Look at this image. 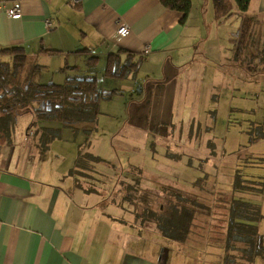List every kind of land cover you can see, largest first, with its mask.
<instances>
[{"label": "crops", "instance_id": "obj_1", "mask_svg": "<svg viewBox=\"0 0 264 264\" xmlns=\"http://www.w3.org/2000/svg\"><path fill=\"white\" fill-rule=\"evenodd\" d=\"M229 2L234 14L223 21L234 19L239 25L240 13H237L234 1ZM20 3L22 15L19 19L0 14V49L13 47L22 50L29 64H38L39 70L54 68L51 78L56 75L63 78V82L79 75L97 78L98 73L93 75L90 66L99 62L102 69L107 55L119 49L143 54L135 74L142 70L143 79L160 80L157 82L166 76L176 80L181 78V82L189 81L187 86L191 89L193 85L198 90V111L209 117V100L217 89L212 80L214 69L210 67L211 56H216V50L209 45L205 49L206 40L202 45L200 43V25H193L191 21L193 3L189 18L183 24L180 22L181 12L165 8L159 0H83L76 6L67 0H20ZM206 8L201 9L204 21L206 10V15L216 21L211 0ZM246 14L264 20V0H251ZM120 22L128 26L129 34L115 41ZM221 27H216L218 34ZM230 48L229 43L223 63L237 65L231 59ZM90 57H96V60L89 61ZM202 65L205 66L203 71L209 67L203 77L200 76ZM135 74L126 78L115 77L112 87L104 86L100 91L117 90L119 93L114 95L130 91L131 99L126 106L129 113L132 101L140 103L148 97L145 85L140 86L131 80ZM159 90L158 97L162 87ZM186 105L194 106L192 100ZM144 106L134 110V114L161 111L159 101L153 105L150 103V108ZM132 115L127 117L128 120L123 119L122 126L126 127L124 130L128 135L136 136L132 142L140 145V153L151 155L149 146L154 143L150 141L146 124ZM191 117L190 128L186 127L184 131L187 141L176 152L179 156L173 157L182 165L183 174L188 176L196 173L185 166L190 153L184 150V146L200 139L209 142L211 137L210 130L200 133V119ZM209 123L210 119H205V127L210 129ZM195 128L197 130L193 132ZM177 135V142H180V133ZM30 136L32 140L29 141H19L14 136L9 143L0 139V264H163L161 254L165 252L164 264H177L174 260L169 262L172 254L177 255L179 264H194L193 259L199 252L204 258L206 254L212 256L205 258L207 264H215L214 256L208 252L211 248L215 253V244L209 243V234L202 252L197 244H193L199 239L195 233H191L183 245L170 244L151 222L136 221L131 209L109 196L113 184L104 186L100 182L90 190L79 187L72 174L74 165L70 161L63 163L58 153L49 154L50 149L40 150L34 132ZM169 151L167 153L176 154ZM146 158L154 159L149 155ZM136 165L129 163L123 169ZM144 176L154 180L153 177L163 179L176 175ZM187 184L182 182L183 187H178L195 190ZM257 226L264 244V220H260ZM253 264H264V260L257 257Z\"/></svg>", "mask_w": 264, "mask_h": 264}, {"label": "rangeland", "instance_id": "obj_2", "mask_svg": "<svg viewBox=\"0 0 264 264\" xmlns=\"http://www.w3.org/2000/svg\"><path fill=\"white\" fill-rule=\"evenodd\" d=\"M208 2L209 0H191V4L193 3V7L191 5L193 8L191 21L193 25H200L201 33H198V37L201 45L206 40L205 49L209 45L211 49L216 50V56H211L213 60L210 67L214 69V73L213 75L211 73V75L217 89L209 100L210 105L207 109L209 117L206 116L205 112L201 113L198 111L200 107L198 90L193 88V85L190 89L187 86L190 85L189 81L181 82V78L176 80L175 77L169 78L168 76L162 77L161 82L151 78L143 79V71L138 70L134 76L135 78L131 80L136 81L140 86L145 85L148 97L140 103L132 101L130 113L126 110V106L131 99L132 93L125 90L120 94H112L108 98L100 99L99 117L95 123L82 121L70 128L63 127L62 123L56 118L36 120L37 126L55 128L53 131L58 136L56 137L58 139H54L50 144L48 148L50 149L49 154L56 155L58 153L63 163L70 161L74 165L77 150L82 147H85V150L94 153L104 161L93 163L94 170L101 176L97 173L93 175V171L86 170L90 175L84 174V178L81 177V182L85 187L91 188L98 185L100 183L98 178L105 182L104 186L112 185L115 181V175L119 172L125 174L129 172L137 173V168H131L136 167L135 163H137L146 176L158 173L178 176H166L163 179L153 177V187L167 184L170 181L168 178L176 186L183 187L181 185L182 182L188 183L189 186L191 185L200 190L199 201L210 205L214 199L219 197L220 192L230 190L235 170L240 169L246 179L263 182V192L255 196L256 201L254 202L262 206V215H264V63L253 62L255 63L254 65H244V67L240 64L223 63L226 61L224 57L227 54L231 34L237 29L238 22L234 19L226 22L223 20L213 21L209 14L206 15L207 10L205 22L201 9L208 7ZM209 21L211 23H209L208 27L207 23ZM218 25L222 26L219 34L218 29H216ZM0 60L10 61V57L3 55ZM29 65L27 61L25 68H28ZM90 67L93 69V75L98 73L97 85L99 91L104 86L112 87L113 80L116 79L106 75V64H102V69L99 62ZM204 67V65L200 67L201 77L206 74L209 68L203 71ZM50 69L52 71L54 68ZM51 71L48 68H41L33 74L32 81L37 83H50L49 81L62 83L63 78L59 79L56 75L51 78ZM173 84H175V87H173ZM160 87H162L161 96L158 97ZM191 100L194 106H187L186 102ZM156 101L160 102L161 111L147 115L134 114V110L138 107L147 105L150 108V103L153 105ZM164 108L166 110H163ZM130 114L135 116L139 122L146 124L151 136L150 141L154 143L149 146L152 149V151L150 150L151 155L148 153L141 154L138 149L140 145L132 142L136 136L128 135L124 130L126 127L123 128L122 126L123 119L125 121ZM192 115L200 119L202 127L198 128L200 133L210 130L211 137H209V142L214 145V156L210 155L211 148L208 147L209 142L206 139H200L194 144L184 146V150L190 153L188 161H185V166H188V170L196 173V175L188 176L183 174V167L178 163V160L166 154H169L167 153L170 152L169 150L176 153L182 149L184 142L187 141L184 137V131L186 127L190 128L189 124L192 121ZM207 118L210 119V123L207 124L210 125V129L205 127V119ZM31 122L30 113L19 114L12 136L19 141H21L20 139L25 141L32 140V136H30L32 132L30 130ZM176 122L177 124L174 126ZM180 125H183L182 128H179ZM196 130V128L195 130L193 129V132H196ZM28 131H30V134H28ZM178 132L181 136L180 142H177V138H179ZM136 134L140 137L138 133ZM259 134L262 135L258 136ZM87 136L89 144H86ZM157 137L159 138L157 139ZM176 154L175 156L177 157L178 154ZM147 155L153 156L154 159L152 161L149 160L146 158ZM129 163L136 166H128L123 169ZM204 175L206 177L199 181V186H195L193 182ZM123 178L119 177L118 181L126 182L123 181ZM137 196L136 209L140 213L142 212L141 206L147 203L151 204V208L155 212H159L160 207L166 203L167 195L157 198L154 194H149L148 191L146 194L138 193ZM211 209L209 216L205 209H201V215L197 218L196 226L191 228L192 232L199 238L193 244H197L202 252L206 247L207 240L201 235L209 233V236H211L209 243L215 244V253H212L214 251L211 248L210 250L206 249L214 256L215 264H221L222 242L219 238L223 236L225 216L222 210ZM168 242L174 244L172 241L168 240ZM163 251L165 252V250ZM209 256L206 254L205 258ZM210 257L212 258V256ZM165 258L166 252L161 254V262L163 264ZM205 258L204 254L199 252L193 259L194 264H202V262L207 264ZM173 260L177 264L180 263L175 254L171 255L169 262ZM210 264L213 263L211 262Z\"/></svg>", "mask_w": 264, "mask_h": 264}, {"label": "trees", "instance_id": "obj_3", "mask_svg": "<svg viewBox=\"0 0 264 264\" xmlns=\"http://www.w3.org/2000/svg\"><path fill=\"white\" fill-rule=\"evenodd\" d=\"M233 1L237 13H240V21L230 38L231 59L242 67L255 63L263 64L264 20L246 14L251 0ZM159 2L169 10L181 12L182 24L187 20L191 10V0H159ZM211 2L216 21L234 14L229 0H211ZM3 55L9 56L10 61L0 60V139L8 143L18 115L30 113L33 116L30 129L37 138L39 149L46 151L58 136L53 131L55 128L40 124L37 126L36 120L56 118L63 127L70 128L82 121L95 123L99 115L100 99L108 98L118 92L113 90L101 93L95 76H71L61 84L33 82V74L39 71L38 64L33 63L25 68L27 65L25 53L18 48H1L0 57ZM143 58V54L119 49L116 53L107 55L105 73L118 78L132 76ZM88 60L95 61L96 57H90ZM87 143L89 144L88 136ZM208 147L211 148L210 155L214 156L213 143L209 142ZM84 148L77 150L72 174L76 185L90 190L93 188L85 187L81 177L84 178V174L90 175L86 170L93 171V175L96 174L93 163L103 160ZM167 155L176 158L175 154ZM131 168H137V173L119 172L109 196L114 201H119L123 207L131 209L136 221L151 222L164 240L184 244L193 233L191 228L196 226L197 218L203 209L207 211L208 216L211 208L222 210L225 225L223 236L219 238L222 242L221 264H253L257 257L264 260L263 236L259 234L257 226L264 216L261 213V206L254 202L255 196L263 192L262 181L246 179L241 170L236 169L230 190L220 192L219 197L210 204L211 207L199 201L200 190L197 188L186 190L172 183L153 187V180L145 178L142 168L137 166ZM119 177H124L123 181L126 182H119ZM204 177L206 175L198 177L193 182L194 185L198 187L199 181ZM98 180L105 183L101 178ZM148 191L157 198L167 195L166 203L160 207L159 212H155L149 203L142 204V212L139 213L136 209L137 195L146 194ZM201 236L206 239V235Z\"/></svg>", "mask_w": 264, "mask_h": 264}, {"label": "built area", "instance_id": "obj_4", "mask_svg": "<svg viewBox=\"0 0 264 264\" xmlns=\"http://www.w3.org/2000/svg\"><path fill=\"white\" fill-rule=\"evenodd\" d=\"M70 5L76 6L80 4L83 0H67ZM4 14L9 19H19L22 15L21 13V3L20 0H0V14ZM49 25V20L45 21ZM129 34L128 26L125 23H118L114 40L119 41L123 37Z\"/></svg>", "mask_w": 264, "mask_h": 264}]
</instances>
